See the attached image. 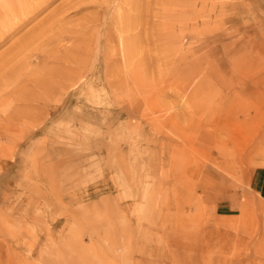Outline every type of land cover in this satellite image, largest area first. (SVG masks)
<instances>
[{"label":"rangeland","instance_id":"374dc122","mask_svg":"<svg viewBox=\"0 0 264 264\" xmlns=\"http://www.w3.org/2000/svg\"><path fill=\"white\" fill-rule=\"evenodd\" d=\"M0 31V264H264V0H0Z\"/></svg>","mask_w":264,"mask_h":264},{"label":"crops","instance_id":"0c3cea01","mask_svg":"<svg viewBox=\"0 0 264 264\" xmlns=\"http://www.w3.org/2000/svg\"><path fill=\"white\" fill-rule=\"evenodd\" d=\"M250 185L247 186L252 191L254 197L263 206L262 217H264V167L256 168L250 175ZM6 186L5 181L0 182V202L6 198Z\"/></svg>","mask_w":264,"mask_h":264},{"label":"bare ground","instance_id":"6f19581e","mask_svg":"<svg viewBox=\"0 0 264 264\" xmlns=\"http://www.w3.org/2000/svg\"><path fill=\"white\" fill-rule=\"evenodd\" d=\"M27 1H28V0H27ZM41 1H42V0H41ZM32 2H33V1H32ZM29 3H30V2H29ZM32 4H33V3H32ZM32 4H31V5H32ZM36 6H37V4H36ZM38 6H39V5H38ZM32 7H33V6H32ZM28 9H29V8H28ZM30 9H31V8H30ZM35 9H37V7H36ZM35 9H34V10H35ZM23 10H24V9H23ZM26 10H27V9H25V11H26ZM25 11H24V12H25ZM29 11H30V10H29ZM18 13H19V12H18ZM18 13H17V14H18ZM25 13H26V12H25ZM30 13H31V11H30ZM22 16H23V14H22ZM22 16H21V18H22ZM18 17H19V16H18ZM27 17H28V16H27ZM30 17H31V16H30ZM11 18H12V17H11ZM15 18H16V17H15ZM21 18H20V19H21ZM22 19H24V18H22ZM22 19H21V21H22ZM27 19H28V18H27ZM27 19H26V20H27ZM8 20H9V19H8ZM17 23H18V20H17ZM24 23H25V21H24ZM9 24H10V23H9ZM14 24L17 26V24L15 23V20H14ZM18 24H19V23H18ZM22 25H23V24H22ZM17 27H18V26H17ZM20 27H21V26H20ZM4 28H5V27H4ZM42 28H43V27H42ZM14 29H15V28H14ZM44 29H45V28H44ZM44 29H43V30H44ZM8 30H9V29H7V31H8ZM10 31H12V28H11ZM0 33H1V31H0ZM2 33L4 34L3 36H7V35H5V32H4V31H3ZM7 33H8V32H7ZM12 33H13V32H12ZM12 33H11V34H12ZM38 33H39V32H38ZM38 33H36V34H38ZM42 33H43V32H42ZM59 34H60V33H59ZM1 35H2V34H1ZM8 35H9V34H8ZM9 36H10V35H9ZM31 36H33V35H31ZM31 36H30V37H31ZM45 36H46V35H45ZM34 37H35V36H34ZM1 38H2V37H1ZM1 38H0V39H1ZM2 39H4V37H3ZM6 39H7V37H6ZM6 39H5V40H6ZM30 40H31V39H30ZM35 40H36V39H35ZM37 41H38V40H37ZM48 41H49V40H48ZM49 42H50V41H49ZM23 43H25V42H23ZM29 44H30V43H29ZM21 45H24V44H21ZM24 47H25V46H24ZM5 57H6V56H5ZM5 57H4V58H5ZM10 58H11V57H10ZM24 58H25V57H24ZM24 58H23V60H25ZM26 58H27V57H26ZM1 59H2V58H1ZM1 59H0V60H1ZM5 59H7V58H5ZM3 61H4V60H3ZM8 61H9V60H8ZM0 62H1V61H0ZM15 63H16V62H15ZM1 64H3V63H1ZM3 66H4V65H3ZM14 67H15V66H14ZM16 67H17V66H16ZM3 68H4V67H3ZM19 68H20V66H19ZM21 68H22V67H21ZM14 70H16V69L13 68V71H14ZM20 70H21V69H20ZM72 70H74V69H72ZM7 71H8V70H7ZM9 71H10V69H9ZM11 71H12V69H11ZM13 71H12V72H13ZM18 71H19V70H18ZM0 72H1V71H0ZM20 72H21V71H20ZM5 73H6V72H5ZM68 73L70 74V72H68ZM73 73H74V71H73ZM77 73H78V72H77ZM77 73H76V75H77ZM6 74H7V73H6ZM60 74H61V73H60ZM62 74H63V73H62ZM69 74H68V75H69ZM78 74H79V73H78ZM80 74H81V73H80ZM65 75H66V74H65ZM65 75H63V76H65ZM68 75H66V76L68 77ZM70 75H71V74H70ZM73 75H74V74H72V76H73ZM7 76H8V75H7ZM12 76H15V74L13 73ZM66 76H65V77H66ZM1 77H2V76H1ZM3 77H5V76L3 75ZM8 77H9V76H8ZM8 77H7V78H8ZM13 78H14V77H12V79H13ZM59 78H60V77H59ZM71 78H72V77H71ZM1 79H2V78H1ZM10 80H11V77H10ZM39 80H40V79H39ZM62 80H64V79L62 78ZM51 81H53V80H51ZM57 81H58V80H57ZM68 81H69V80H68ZM53 82H55V80H54ZM79 82H80V81H79ZM8 83H9V82H8ZM13 83H14V82H13ZM48 83H49V82H48ZM59 83H60V82H59ZM62 83H63V82H62ZM10 84H11V83H10ZM40 84H41V83H40ZM52 85H54V84H52ZM10 86H11V85H10ZM10 86L8 85V87H10ZM42 86H43V84H42ZM44 87H45V86H44ZM44 87L41 88V86H40V88H41L40 91H41L42 89H43V91L46 90V89H44ZM1 88H2V87H1ZM11 90H13V89H11ZM11 90H10V91H11ZM49 90L51 91V89H49ZM53 90H54V89H53ZM3 91H4V90H3ZM3 91H2V92H3ZM5 92H6V91H5ZM5 92H4V93H5ZM33 92H34V90H33ZM37 92H38V91H37ZM44 92H45V91H44ZM46 92H47V91H46ZM34 93H35V92H34ZM41 93H42V92H41ZM51 93H52V92H51ZM11 94H12V93H11ZM48 94H49V92H48ZM3 95H4V94H3ZM36 95H37V94H36ZM38 95H40V94H38ZM42 95H44V94H42ZM11 96H12V95H11ZM20 96L22 97V94H21ZM40 96H41V95H40ZM33 97H34V96H33ZM33 97H32V98H33ZM14 98H15V97H14ZM24 98H25V97H24ZM36 98H39V96L36 97ZM12 99H13V97H12ZM23 100H24V99H23ZM25 100H26V99H25ZM42 100H43V99H42ZM10 101H11V100H10ZM18 101H19V100H18ZM30 101H31V100H30ZM15 102H17V101H15ZM15 102H14V103H15ZM19 102H21V101H19ZM33 102H34V101H33ZM36 102H37V101H36ZM12 103H13V102H12ZM22 103H23V101H22ZM22 103H21V104H22ZM34 103H35V102H34ZM10 104H11V103H10ZM5 105H6V104H5ZM18 105H19V104H18ZM23 105H24V103H23ZM31 105H32V104H31ZM35 105H36V104H35ZM38 105H39V104H38ZM38 105H36V106H38ZM2 106L4 107V105H2ZM19 106H21V105H19ZM36 106H35V107H36ZM11 107H12V106H11ZM16 107H17V106H16ZM26 107H27V105H26ZM35 107H34V108H35ZM5 108H6V107H5ZM8 108H10V107H8ZM23 108H24V107H23ZM39 108H40V107H39ZM35 109H36V108H35ZM10 112H11V111H10ZM8 114H9V113H8ZM5 115H6V114H5ZM11 115H12V113H11ZM22 115H23V114H22ZM32 115H33V114H32ZM13 116H14V115H13ZM17 116H18V115H17ZM20 116H21V115H20ZM23 116H24V115H23ZM27 116H28V115H27ZM8 118H9V117H8ZM18 118H19V117H18ZM12 119H13V118H12ZM15 119H16V118H15ZM27 120H28V119H27ZM23 121H24V120H23ZM23 123H24V122H23ZM8 126H10V125L8 124ZM17 126H18V123H17ZM10 127H11V126H10ZM16 128H18V127H16ZM263 154H264V153H263Z\"/></svg>","mask_w":264,"mask_h":264}]
</instances>
